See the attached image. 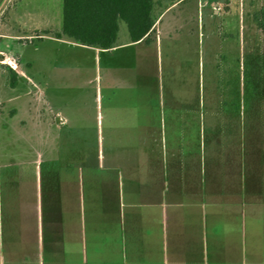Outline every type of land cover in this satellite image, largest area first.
Segmentation results:
<instances>
[{
    "label": "rangeland",
    "instance_id": "rangeland-1",
    "mask_svg": "<svg viewBox=\"0 0 264 264\" xmlns=\"http://www.w3.org/2000/svg\"><path fill=\"white\" fill-rule=\"evenodd\" d=\"M166 7L167 16L180 14L166 26L179 28L182 42L198 28L202 34L193 36L171 71L153 46L144 58L127 62L107 50L40 39L47 9L54 34L60 0H0V185L17 193L16 205L9 196L3 200L0 264H108L109 222L105 203L99 206L97 197L106 190L118 196L119 186L98 164L106 165L113 153L111 133L121 139V132L106 127L109 116L118 117L122 94L131 98L139 86L166 93L171 77L176 90L201 94L225 72L246 80L255 73L253 44H264V30L254 31L264 28V0H154V15ZM119 23L122 37L126 25ZM218 41L230 47V67L224 72L218 57L212 60ZM18 58L31 64H20L24 74L15 78L11 64ZM58 116L65 117V127L57 123ZM120 214L116 202L110 218L115 232ZM257 253L253 250V264H264ZM123 254L121 242L114 241L115 264H122Z\"/></svg>",
    "mask_w": 264,
    "mask_h": 264
},
{
    "label": "crops",
    "instance_id": "crops-1",
    "mask_svg": "<svg viewBox=\"0 0 264 264\" xmlns=\"http://www.w3.org/2000/svg\"><path fill=\"white\" fill-rule=\"evenodd\" d=\"M175 5L177 1L170 7ZM170 7L155 16L153 5V27L136 41L130 40L127 28L119 37L118 22L115 44L101 48L55 35L61 27L60 0L54 34L49 32L47 9L39 38L107 50L127 62L144 58L153 46L171 71L193 36L197 33L199 39L202 34L198 28L182 42L179 28L166 26L180 15L174 11L167 16ZM255 28V34L263 33L264 28ZM212 47L218 50L212 60L218 57L224 72L230 67V47L219 41ZM253 52L255 73L248 80L225 72L212 80L207 92L195 94L176 90L171 77L166 93L153 94L139 86L131 98L122 94V106L115 110L118 117L109 116L106 127L121 132V139L111 133L113 153L106 165L98 164L106 169V179H116L119 186L118 196L106 190L97 197L99 206L105 203L109 222L108 264H115L114 241L123 246L122 264H253V250L264 258V44L255 42ZM22 63L31 64L20 58L11 64L15 78L24 74L18 67ZM140 82L145 81L138 78ZM58 120L66 126L65 117ZM57 194L60 215L59 186ZM42 195L44 199V191ZM8 196L16 205L17 193H7L0 185V239L2 212L7 209L3 200ZM116 202L122 217L117 232L110 228Z\"/></svg>",
    "mask_w": 264,
    "mask_h": 264
},
{
    "label": "trees",
    "instance_id": "trees-1",
    "mask_svg": "<svg viewBox=\"0 0 264 264\" xmlns=\"http://www.w3.org/2000/svg\"><path fill=\"white\" fill-rule=\"evenodd\" d=\"M154 0H61L62 34L74 41L101 48L115 44L122 20L129 38L147 36L153 27Z\"/></svg>",
    "mask_w": 264,
    "mask_h": 264
}]
</instances>
